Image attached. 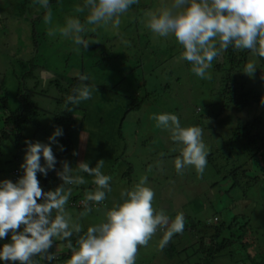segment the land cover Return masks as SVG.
Returning a JSON list of instances; mask_svg holds the SVG:
<instances>
[{"label": "clouds", "instance_id": "clouds-1", "mask_svg": "<svg viewBox=\"0 0 264 264\" xmlns=\"http://www.w3.org/2000/svg\"><path fill=\"white\" fill-rule=\"evenodd\" d=\"M138 3L139 0H83L82 5L74 8L76 13L85 15L83 21L78 17H66L63 26H50L47 35L55 37L59 34L71 40L74 51L80 53L90 43H99L85 38L87 33L96 31V27L90 26L118 29L121 17ZM33 5L46 10L43 21L51 25L49 0H33ZM141 23L154 38H174L182 46L177 62H189L191 72L200 79H211L209 69L213 62H218L230 47L248 50L253 56L264 58V0H172L170 5L146 11ZM122 43L129 42L123 40ZM256 69V63L248 62L242 72L251 77ZM76 75L80 83L67 96L66 108L69 104L76 106L91 100L96 91L95 85L86 83L90 78L88 75ZM261 80H264V74ZM151 119L157 128L170 134L173 142L182 146L174 161L177 173L182 174L191 167L202 174L209 152L203 140L204 129L182 127L179 117L171 113L153 114ZM62 134V129L57 127L48 138L49 144L25 141L24 162L20 165L23 175L15 183L7 179L0 181V239L11 236V242L0 248V260L18 264L53 261L56 256L49 249L59 240L68 241L66 247L72 253L66 264H136L139 248L147 247L159 229H164L159 242L161 249L173 235L183 232V214L170 220L163 209L156 211L152 203L154 192L146 186L147 176H142L130 190L121 191V202L113 203L110 209L105 207L99 223L79 235L82 226L74 223L72 215L66 211L72 187L65 186L88 183L81 173L93 177L91 183L95 189L85 191L81 202L84 211L79 217L83 218L94 207L100 211L97 206H103L106 194L112 192V177L102 173L104 160L97 161L95 167L80 162L75 169L63 161L62 170L56 172L62 183L55 190L45 192L40 187L37 173L46 176L48 170H55L57 161L50 144L57 143L56 137ZM60 148L63 150V146ZM77 154L73 152V155ZM38 200L42 202L38 203ZM74 233L78 234L75 246L70 240Z\"/></svg>", "mask_w": 264, "mask_h": 264}, {"label": "rangeland", "instance_id": "rangeland-1", "mask_svg": "<svg viewBox=\"0 0 264 264\" xmlns=\"http://www.w3.org/2000/svg\"><path fill=\"white\" fill-rule=\"evenodd\" d=\"M4 2L5 5H3ZM12 2L13 0H0V81L7 82L6 88H13L16 84L15 77L12 75V71L10 70L11 63L14 58H20L22 60H26V58L30 59L36 53V47L33 44L38 40L37 43L41 41L43 42L37 46V51L40 56L44 57L43 60L45 63H43V65L46 68L44 71L48 73L46 76H40L42 77V80L40 81L42 85H45V81L47 80V78H52L51 74L54 76L52 70L56 69L58 74L61 72V76H71L74 74L76 75L78 72H80L90 77L88 80L89 82L103 85V88L114 90L115 92L124 94L129 92L128 83L126 81L112 85L113 83H115V81H119L120 76H118L117 73L111 75L109 72L104 70V67L102 66H95L92 68L85 66L80 70L76 59H66L67 64L64 67L62 66V62L66 57V53H64L61 48L66 47L74 50L73 44L71 45L72 48L67 44H61V42L64 43L63 41L65 40H70L59 36V34H57L56 36L58 40L47 35V30L50 26H63L65 22V18H60V11L58 8H56L57 5L58 7H60L59 4L56 3L54 8L49 7L52 11V24L46 25L43 21V15L46 11L37 19L35 17L31 18L32 21L26 20L25 18H18L19 16L10 17L9 15H12V9H10L9 6ZM139 2H150V5L143 8L142 12L141 10L138 11L134 9V7L132 6L129 11L121 17V24L118 29H114L111 26H91L96 27V29L99 28L102 30L95 31L94 33H96L97 36L99 35L101 38H103L101 41L105 40V42H108L107 39H111L115 49L121 48L120 43L123 40L128 41L132 59L141 58V61H143V58L145 56L143 55L145 53H143L141 49H145L144 46L148 44L150 46L152 45V52L148 53L151 58L146 59V62L142 65V72L144 73L143 79L148 78L150 80H156L155 75H158L160 79H163L165 75L154 70L155 66L159 63H163L162 66L174 75H177L175 68L179 67L184 73L180 77V85L176 82H173V84H171L167 89L166 93V90H164V93H157L156 99L153 102L143 104L139 110L129 111L126 114L121 123V139H118V137L116 136V129L114 132L113 130L111 131V128L113 129L114 123H118V120L121 117L124 108L127 106V102H125L123 99H120L119 97L112 96L107 91L105 92L104 90L102 91L96 88V90L99 91V98L92 99L90 102L89 100L83 101L79 104L83 105L86 111V114L84 113L85 118L82 124V129H75V131L72 132L71 139L69 140L70 150L69 153L66 154L68 156L65 155L64 157H62L58 165L59 167H62L61 162L67 161L69 166L75 169L78 163L86 162L89 167H95L97 161L104 160L105 163L102 169V173L112 177V180L110 181L112 192L107 193V199L104 202V206H100V211H96L94 207L88 216L80 218L77 207L73 204H70L68 201V204L66 205V211L72 215L74 223H79L82 226V231H86L88 227L99 223L103 219V211L105 210V207L109 209L112 207L113 202H111L110 200H113L115 203L121 202V191L123 189L130 190L135 184L139 182L142 176H147L148 183L146 186L150 187L154 192V200L152 203L156 211L163 209L166 213L172 209L174 210V208L176 207L183 205L180 212H185L187 214L192 213L193 218L195 217V219H199L200 221L205 222L204 224H210L212 221H216L215 218H212L211 208L209 206H202L200 200L193 196L194 192L186 195L188 194V191L182 184L184 182L183 178H181L183 177V175L178 174L174 167V161L177 157H179L178 154L180 152L181 145L173 142L172 140L169 141L171 139L170 134L166 130L157 128L155 126V121L151 119V116L153 114H158L157 110L160 111V109H163L166 113H171L172 107H177V105L181 102V100H177V96L179 97V93L182 94V97L187 98L186 101L184 100L185 98H183V102L192 103L195 105L205 102L206 104L211 105L212 111H217L216 108L218 107H216V104L220 100V97L217 96L216 92L218 91V85L220 87L219 81L221 76L225 74V71H227L226 64L224 63L223 59L220 60L221 62L214 61L213 67L209 69V72L211 74L210 80L200 79L192 72V76L185 74V71H188V69H190L191 71V65L189 62L182 61V63L185 64V66L183 67V64L181 62H177V57L182 50V46L178 44L179 48L176 49V47L173 45V43H176V41L172 37L154 38L153 33H151V31L145 28L141 23V20L143 19L144 13L146 11L155 10L159 7H163L164 5H170L172 3V0H139ZM74 8L75 6L67 10H74ZM16 14L17 13L14 11V15ZM134 26H136L138 30L142 29L143 31H137L135 36L133 34ZM1 33H3V37L1 36ZM92 38L93 39H87L95 41L94 37ZM166 43H169V46L172 49L178 51L175 53H170V58H167L165 56L167 52L172 50L166 46ZM159 44H162L161 47H159ZM94 45H97V43L89 44V46ZM97 47H99V45H97ZM140 53L141 55H143L142 57H140ZM40 56H38L37 58H40ZM252 62L256 63L257 65L256 60ZM180 63L182 65H180ZM216 63H221L223 65L219 69H216ZM115 64L118 65V63ZM61 68H63L62 71ZM214 69L219 72L215 71ZM242 70L243 67H241L238 72H234L232 74L233 76H235L233 87H238L240 83H244V88L252 85H257V87L260 86V84L262 83V71L257 70L255 71L253 76L249 77L245 75ZM38 71L39 70H37L36 72L38 73ZM150 73L151 76H148V74ZM67 78L65 77L64 82H61L63 86L68 83L69 80H67ZM40 87L42 86L39 85L34 93H39V91H41ZM104 93L109 94V99L107 97V94H105L104 97L100 96ZM51 94H53V96L56 94L53 88L51 91L45 93L44 95L39 96L38 94H36L35 96H32V99L34 100L36 105L43 109L47 114L45 115V113L43 112V114H40L39 118L37 119V129L32 125L27 124L24 126V128H22L21 133L23 137L19 140L17 139L16 143L10 140L2 141L0 145V150L2 153V155H0V159H2V161H0V167L4 164L3 167L5 168V170L0 173V181H3L5 179L10 180L8 179V169L12 165H19L18 167L20 169V175H23V170L21 169L20 165L24 162V155L27 147V145L24 144L25 141H39L44 144L50 143L48 138L56 129L55 127L50 126L51 114L57 110H60L59 106L56 103L55 97L50 96ZM1 98L2 96L0 95V99ZM12 99V97H9L10 101L8 103V107H10ZM86 104L87 107H85ZM261 108V104L258 106L254 103H252V105H247L246 107H240L237 112L234 111L232 118L233 120H236L242 127L244 123H246L247 121H251L249 119H251L252 115H256L257 113H259L261 111ZM194 110H197V108L194 107ZM80 114V111L76 110L72 112L71 115L74 119H78ZM190 114V105L189 107L185 106L180 108V116L183 118L182 122H186L185 119H187L188 121ZM1 116L2 115L0 112V127L2 118ZM99 116L101 122H99ZM233 122L228 125V127H223L224 129H227L224 133H220L221 128L217 129L211 126L214 125V121H210V127H205L204 130L203 140L208 146V155L212 157L211 161H213V164L218 167L219 171H222L225 168L229 167L228 164L231 159L227 158V160L224 157H221V153L224 149L222 143L225 142V139L230 134V131H233ZM181 126L185 127V124H181ZM88 134L92 136L88 137ZM100 135L104 137L103 141H106L104 145V142L99 139ZM89 138L92 139L91 142H89ZM56 141L57 143L50 144L53 154L60 148L58 140ZM17 146L19 147L17 148ZM218 146H222L223 149H221L220 154H215L213 150ZM17 151L20 152L19 158H16L14 160V158L11 157ZM73 152H76L78 154L73 155ZM235 153H239V151L235 150ZM167 155L178 156L169 159L168 157H166ZM240 155H238L239 158ZM116 158H118V160L114 161V159ZM4 161L6 162L4 163ZM43 163V159L41 158V164L43 165ZM127 164L131 165L130 174H126L125 177L128 178L129 181L125 180L122 177V170L124 171L126 169ZM172 168L173 170H171ZM210 169L214 170V168ZM191 170L193 169H189L188 167L183 171V174L185 171L191 172ZM194 172L196 171L194 170ZM196 174L198 173L196 172ZM81 175L84 176L88 183L84 185L69 186L72 187V191L85 192L94 190L95 185L91 183L93 177L88 176L87 173H81ZM258 175L262 179V181L257 184L258 190L256 191L257 186L255 184L248 192V194L244 195L243 197V203L245 202V204L247 205L245 212L249 210L250 214L253 211V204H251V202H253L252 198L256 199L258 202L264 203V168H259ZM201 176L202 174H199L196 177L200 179ZM206 179L210 182H213V180L216 179L215 174H210ZM39 183L40 187L46 188L45 192H47L55 190V188L58 187L62 183V181L60 180L55 183V180L52 179V185H48L49 187L44 186L43 182L40 180ZM212 187L213 188H208L210 192H214L215 190L214 186ZM178 194L180 195V198L181 196H185V199H177ZM232 194H234L233 197H235V199H239V191H235ZM249 198L252 200H250ZM232 201L234 202L235 200L231 199L230 196L224 198L225 204H229ZM259 208V205L256 206L254 208V212L252 213L254 215V220L252 221L255 223L256 217H259V219L262 221V216L258 211ZM163 232L164 231L162 230H158L157 234L152 238L147 247L139 248L136 258V264H178L177 262L180 257H176L173 258L174 260L167 261L164 257L160 256L161 252L159 249V242L161 240L160 237L163 236ZM185 235H183V237L181 238L182 240L179 241V244L176 243V245H185L190 239H193L191 238V234ZM186 250L187 253H190L191 251L189 248H187ZM252 250L253 249H249L248 252L251 254L253 252ZM260 250L261 248L257 251ZM262 251L264 250L262 249ZM254 252L256 251L254 250ZM240 256L244 257V254ZM189 258H191L192 260L194 259L193 256ZM36 259L38 260L39 258L37 257ZM67 260L63 262L66 263ZM230 260L231 257L228 254L218 255L211 261V264H235L234 262H230ZM55 263L56 262H52L50 264ZM196 263L198 264L199 262L192 261L191 264Z\"/></svg>", "mask_w": 264, "mask_h": 264}, {"label": "trees", "instance_id": "trees-1", "mask_svg": "<svg viewBox=\"0 0 264 264\" xmlns=\"http://www.w3.org/2000/svg\"><path fill=\"white\" fill-rule=\"evenodd\" d=\"M56 3L60 5V7L57 5L56 8H58L60 11L61 19L69 16L78 17L82 21L85 19L84 14L76 13L74 10H67L78 4L82 5L83 0H49V7L54 8ZM148 5H150V2H139L138 4L133 5V7L134 9L138 11L141 10L142 12L143 8L147 7ZM9 8L12 9V15H9L10 17L19 16L24 18L25 16V19L30 21H32L31 18L33 17L36 19L39 18L46 11L45 9L34 6L33 0H13ZM14 11L17 13L16 15H14ZM96 31L102 30L98 28ZM137 31L143 30H138V28L134 26L133 34L135 36ZM92 37H94L95 41H99V43H97L99 47H97V45L88 46L86 50H82L80 53H77L70 48H61L62 51L66 53V57L62 62V66L64 67L67 64L66 59H76L80 70L85 66L90 68L102 66L104 67V70L109 72L111 75L117 73V75L120 76L119 81H115V83L112 85L122 83L123 81L128 83L129 92L124 94L103 88V85L100 84H94L89 81L86 82L89 85H95L99 90H104L105 92L107 91L112 96L119 97L120 99H123L125 102H127V106L124 108L118 123H116V136L118 139H121V123L126 114L129 111L139 110L143 104L153 102L156 99V94L160 92L164 93V90H166V93L167 89L171 84H173V82H176L180 85V77L184 72L180 69V67H174L177 73V75H174L162 66L163 63H159L155 66L154 70L164 74L165 77L160 79L158 75H155L156 80H150L148 78L143 79L144 73L142 72V65L146 62V59L151 58L148 53L152 52V45L150 46L148 44L149 46H144L145 49H141L143 53H145H142L145 56L143 61H141V58L132 59L128 44H125L124 46V43L121 42V48L115 49L111 39H107L108 42H105V40L101 41L103 38H101L99 35L97 36L94 32H89L85 35L86 39H93ZM63 42L64 43L61 42V44H67L69 47H71L73 44L68 42V40ZM161 45L162 44H159V47H161ZM173 45L176 47V49L179 48L177 42L173 43ZM166 46L169 49H172L169 46V43H166ZM37 50L38 48L35 49L36 53L30 59L26 58V60H22L20 58H14L12 61L10 70L12 71V75L16 80V84L13 88H6L7 82L0 81V95L2 96L0 99V110L3 111H0L2 115L0 127V145L4 140H10L16 143L17 139L19 140L23 137L21 133L22 128H24V126L27 124L32 125L37 129V119L42 112H45L36 105L32 99V96H35L36 94L39 96L44 95L53 88L56 94L54 96L51 94L50 96L55 97L56 103L60 110H57L51 114L50 126L55 128L59 127L62 129L63 134L59 137H56V140H58L60 146H63V150L59 148L58 151L54 153L57 161L55 164V170H48L46 176L44 174L37 173L38 180L42 181L44 186L49 187L48 185H52V179L55 180V183L60 181L59 177L56 175L57 165L61 158L65 156L70 150L68 134L70 131L82 126L86 111L83 105L73 106L69 104L67 108L65 107L67 96L71 95L73 87H76L78 83H80L77 75L74 74L71 76H61V72L58 74L55 69L52 70L54 76L51 74L52 78H47L45 81L47 84H41L40 81L42 80V77H40L39 73L36 71H44L46 68L43 65V63H45L43 60L44 57L40 56ZM175 52L178 51L172 49L167 52L165 56L170 58V53ZM143 55L140 53V57ZM38 56H40V58H37ZM222 59L226 64L227 71H225V74L220 78L219 83L221 88L219 85L217 88L218 91L216 94L218 97H220V100L216 104V107H218L216 108L217 111H212L211 105L206 104L205 102L196 105L183 102V98H185V101L187 98L182 97L181 93H179V97L177 96V100H181V102L177 105L178 108L172 107L171 114L177 115L180 119V123L185 124V127L198 126L205 130V127H210L209 122L214 121V125L211 126L217 129L221 128L220 133H224L227 129H224L223 127H228V125L234 121V125L232 126L234 127L232 129L233 131H230V134L226 137L225 142L222 143L224 149L222 146H218L213 150L215 154H220L221 149H223L221 157H224L225 159H231L228 164L229 167L219 171L218 167H216V165L213 164V161H211L212 157L208 155L207 166L204 169L200 179L196 177L199 175V173L196 174L194 169L191 167H189V169L193 170H191V172L185 171L184 174L182 173L183 177H181L184 181L182 184L188 191V194L186 195L194 192L193 196L200 200L202 206H209L211 208L212 218H215L216 221H212L210 224H204L205 222L195 219V217L193 218L192 213L187 214L185 212H180L183 205L174 208V210L172 209L166 212L170 220L174 219L178 214H183L184 216L185 227L183 232L173 235V237L162 249L159 247L161 252L160 256L164 257L167 261H171L174 260L173 258L180 257L178 262L175 261L178 264H191L192 261L199 262L198 264H211V261L215 257L225 254H228L231 257L230 262H234L235 264H264V251H262V249L264 250V203L258 202L252 197L251 198L253 200L249 198L253 201H250L251 204H253L252 213L254 212V208L256 206H260L258 211L262 216V221L259 219V217H256V223L252 221L254 220V215L252 213L250 214L249 210L245 212L247 205L245 202L243 203L244 195H247L255 184L257 186V184L262 181L258 175V170L259 168H264V103H262V101H264V80H262V83L259 87H257V85H252L244 88V83H240L238 87H233L235 76L232 75L234 72H238L241 67L244 68L248 62H252L254 60L257 62L256 71H262L264 74V58L261 59L257 56H253L248 50H236L230 47L226 52H224L223 57L220 60ZM220 60L218 62H221ZM180 62L182 63V61ZM115 63H118V65ZM181 63L180 65L183 64ZM222 65L223 64L221 63H216L215 68L219 69ZM182 66L184 67L185 64ZM216 69L214 70L217 71ZM62 70L63 68H61V71ZM120 70L123 74L120 72ZM78 73L83 74L80 72ZM185 74L192 76L190 69L185 71ZM148 76H151V73L148 74ZM65 77H69L67 78L69 81L65 86H63L61 82H64ZM39 85H41L43 88L40 87L41 91H39V93H34ZM105 94H107L109 99L108 93H104L101 96L104 97ZM9 97L13 98L12 103H10V107H8V103L10 101ZM252 103L258 106L261 104V111L256 115H252L251 119H249L251 121H247L241 127L236 120H233L232 115L234 111L237 112L240 107H246L247 105H252ZM189 105L191 109L190 117L188 121L185 119L186 122H182L183 118L180 116V108L185 106L189 107ZM85 107H87V104ZM194 107H196L197 110H194ZM200 109H202V111H200ZM76 110L80 111L81 113L78 119H74L71 115L72 112ZM160 111L157 110L158 114L166 113L163 109H160ZM45 115L47 114L45 113ZM99 120L101 121V119ZM169 141H171V139ZM18 147L19 146H17V148ZM235 150H238L239 153H235ZM19 153L20 152L18 151L15 152L11 158H14V160L19 158ZM0 155H2L1 150ZM178 155H180V152ZM178 155H167L166 157L170 159ZM238 155H240V158ZM117 160L118 158L115 159V161ZM0 161H2V159H0ZM5 162L6 161H4V163ZM3 166L4 164L0 167V173L5 170ZM18 166L12 165L8 169V179H10L12 182L14 169H17L20 177L22 176V174L20 175V169ZM210 168H214V170H211ZM171 170H173V168ZM130 171L131 165L127 164L126 169L123 172V178L125 180H129L125 177L126 174H130ZM212 173L215 174L216 179L213 180V182H210L206 178H208ZM66 186L69 187L68 185ZM212 186L215 188L214 192H210L208 190L209 187L213 188ZM42 189L45 191L46 188ZM257 190L258 186L256 191ZM235 191H239V199H235V197H233L234 194L232 193ZM84 193V191H72V196L69 198V203L75 205L79 213L84 211V207L82 204L76 205L75 203L78 200L84 199ZM228 196H230L231 199L235 201L225 204L224 198ZM184 197L185 196H181L180 198V195L178 194L177 199H185ZM37 202L40 203L41 201L38 200ZM54 215L55 212H53V216ZM20 230H23V226H21ZM159 230L164 231V229ZM84 232L86 231H81L79 235H82ZM185 234H191V238L194 240L190 239L187 244L182 246L176 245V243L179 244V241L182 240L181 238ZM77 238L78 234L75 233L70 238L74 246ZM161 238L162 237H160V239ZM10 242L11 236L9 234L8 237L0 239V248H2L4 244ZM67 243L68 241H54L53 246L49 249V252L54 253L56 258L53 261L42 260L40 264H50L52 262H56L55 264H64L63 261L69 259L72 254L71 250L66 247ZM187 248L191 250L190 253H187ZM260 248L261 250L257 251ZM249 249H253L252 251L254 252L255 250L256 252H252L250 254L248 252ZM243 254L244 257H241L240 255ZM191 256L194 257L193 260L189 258ZM0 264H18V262H5L1 260Z\"/></svg>", "mask_w": 264, "mask_h": 264}, {"label": "crops", "instance_id": "crops-1", "mask_svg": "<svg viewBox=\"0 0 264 264\" xmlns=\"http://www.w3.org/2000/svg\"><path fill=\"white\" fill-rule=\"evenodd\" d=\"M3 5H4V4H3ZM19 18H22V17H19ZM24 18H25V16H24ZM33 18H34V17H33ZM1 34H2L1 36L3 37V33H1ZM54 39H57V40H58V38H56V36L54 37ZM37 42H38V41H37ZM37 42H35V43L33 44L36 48H38L37 46H38L39 44L43 43L42 41L39 42V43H37ZM68 42H71V43H72L71 40L68 41ZM9 44H10V43H9ZM36 48H35V49H36ZM38 73H39L40 76H44V75L46 76V75L48 74L47 72H44V71H42V70H41V71L39 70ZM97 89H98V88H97ZM101 95H102V94H101ZM101 95H100V96H101ZM92 97H93L92 99L99 98V91H97V90L95 91V90H94V91H93V96H92ZM92 99H91V100H92ZM91 100H89V102H90ZM89 102H88V103H89ZM99 119H100V117H99ZM99 122H101V121L99 120ZM113 125H114V126H113V129L111 128V131L113 130V131L115 132V129H116V125H117V124L114 123ZM81 129H82V126H81L80 128H76V130H81ZM73 131H75V129L72 130V131H70L69 134H68V138H69V140L71 139V134H72ZM91 136H92V135H89V134H88V137H91ZM99 139H100L101 141H103V140H104V137H103L102 135H100V136H99ZM91 140H92V139L89 138V142H91ZM103 142H104V143H103V145H104L106 141H103ZM113 142H114V140H113ZM68 153H69V152H68ZM68 153H67V154H68ZM113 155H114V152H113ZM66 156H68V155H66ZM63 157H64V156H63ZM110 157H112V156H110ZM60 161H61V160H60ZM114 161H115V159H114ZM60 170H62V167H59V165H57V172L60 171ZM122 172H124V171L122 170ZM122 177H123V173H122ZM127 181H129V180H127ZM106 195H107V194H106ZM110 195H111V194H110ZM110 201L113 202V203H115L113 200H110ZM111 202H110V203H111ZM112 205H113V204H112ZM64 264H66V263H64Z\"/></svg>", "mask_w": 264, "mask_h": 264}, {"label": "built area", "instance_id": "built-area-1", "mask_svg": "<svg viewBox=\"0 0 264 264\" xmlns=\"http://www.w3.org/2000/svg\"><path fill=\"white\" fill-rule=\"evenodd\" d=\"M18 178H19V174H18V171H17V169H14L13 170V182H16L17 180H18ZM80 202H82V200H78L75 204L76 205H81L82 203H80Z\"/></svg>", "mask_w": 264, "mask_h": 264}]
</instances>
